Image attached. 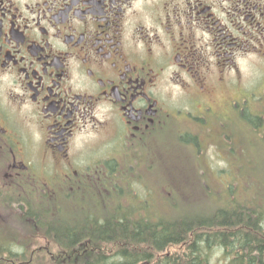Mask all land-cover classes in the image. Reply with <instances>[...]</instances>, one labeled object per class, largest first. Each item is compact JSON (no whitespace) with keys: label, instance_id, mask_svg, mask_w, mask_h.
I'll list each match as a JSON object with an SVG mask.
<instances>
[{"label":"flooded vegetation","instance_id":"1","mask_svg":"<svg viewBox=\"0 0 264 264\" xmlns=\"http://www.w3.org/2000/svg\"><path fill=\"white\" fill-rule=\"evenodd\" d=\"M263 65L264 0H0V229L9 215L131 219L119 205L136 184L151 203L168 137L198 147ZM32 235L19 251L57 250Z\"/></svg>","mask_w":264,"mask_h":264},{"label":"trees","instance_id":"2","mask_svg":"<svg viewBox=\"0 0 264 264\" xmlns=\"http://www.w3.org/2000/svg\"><path fill=\"white\" fill-rule=\"evenodd\" d=\"M243 107L245 113L243 115L242 108L239 109V119H244L254 129L260 128L263 115L255 111L254 115L249 113L248 103ZM231 134L240 137L238 129ZM227 191L226 204L214 210L208 205L211 191H206L207 200L201 198L196 204L201 209L195 208L196 216L187 218L172 216L174 212L144 220L21 218L22 226L36 236L43 235L57 250L50 254L19 251L12 241L0 242V264H208L213 247L231 250L230 253L235 254L231 264H264V209L253 200L231 199L234 192L229 184ZM28 211L63 213L66 209L63 205L33 204ZM83 238L92 239L97 250L74 251ZM167 248L178 251L177 255L166 256ZM109 254L115 256L109 257Z\"/></svg>","mask_w":264,"mask_h":264},{"label":"rangeland","instance_id":"3","mask_svg":"<svg viewBox=\"0 0 264 264\" xmlns=\"http://www.w3.org/2000/svg\"><path fill=\"white\" fill-rule=\"evenodd\" d=\"M241 84L243 86L241 91L238 90L240 88L238 84L237 89L229 94V100L241 101L242 106L238 105V111L245 106L244 104L248 100L249 113L254 115L255 111L263 115L260 128L254 129L247 121L239 119L237 110L233 113V110L230 109L229 115L219 112V115L224 117L217 116L220 120L212 121L209 124L206 131L207 140L199 141L198 139L196 145L198 147L192 148L189 144L185 145V142L182 143L173 138L171 140V137H168L165 160L162 163L163 183L160 187V193L163 191L166 195L165 202L163 199L154 197L155 201L149 204L150 212L140 208L143 206L133 210L130 205H119V212L132 213V218H139L138 220H144L140 217H143L145 212L152 213L153 216L156 214L166 216L171 212H174L171 214L172 216L183 218L196 216L194 209H201L196 204L201 198L207 200L206 191H211L210 204L208 205L213 210L220 209L223 203L226 204L229 197L228 184L230 190L234 192L231 199L237 198L241 201L245 199V202L248 199L253 200L264 209V65L261 71L246 68L243 71ZM241 113L244 115V108ZM236 129H238L240 137L238 135L234 137V134H231ZM164 175H166V179ZM147 182L148 179L143 180L146 185ZM135 190L137 195L142 194L143 189L138 184H136ZM166 191H170L172 195ZM168 200L169 203H167ZM65 209L67 210L66 206ZM180 209L184 211L182 214L175 212ZM10 218L9 215L6 220V229H0V242L7 244L8 241H12L11 243L17 245L29 243L31 241L29 237H33L32 231L22 226L20 218ZM8 234H12V236L9 237ZM138 250L139 252L143 251L142 249ZM177 252L167 248L164 254L171 257L176 256ZM230 252L231 250L213 247L207 263L231 264L235 254ZM110 255L109 257L115 256V254ZM178 264H182V262Z\"/></svg>","mask_w":264,"mask_h":264}]
</instances>
